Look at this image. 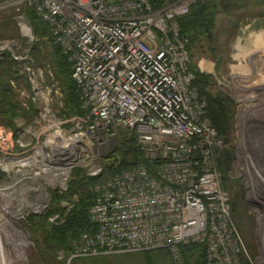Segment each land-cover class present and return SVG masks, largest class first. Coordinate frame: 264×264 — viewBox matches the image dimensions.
Instances as JSON below:
<instances>
[{
  "label": "built area",
  "instance_id": "built-area-1",
  "mask_svg": "<svg viewBox=\"0 0 264 264\" xmlns=\"http://www.w3.org/2000/svg\"><path fill=\"white\" fill-rule=\"evenodd\" d=\"M204 1L160 0L156 7L154 0H0L18 12L21 34L0 41V63L11 57L29 85L23 105L36 108L32 123L0 126V173L8 180L0 186L2 205L28 222L56 206L59 194L60 210L49 217L59 223L79 200L66 197L74 170L96 179L89 209L95 230L71 237L68 264L157 250L185 264L181 248L192 243L207 246L206 264H242L247 256L218 162L225 141L194 85L190 41L179 25ZM23 7L47 25L71 63L81 114H60L61 89L35 64L38 40ZM122 132L135 135L154 165L103 176V157Z\"/></svg>",
  "mask_w": 264,
  "mask_h": 264
},
{
  "label": "rangeland",
  "instance_id": "rangeland-1",
  "mask_svg": "<svg viewBox=\"0 0 264 264\" xmlns=\"http://www.w3.org/2000/svg\"><path fill=\"white\" fill-rule=\"evenodd\" d=\"M8 7H0V12L12 10ZM10 13L4 11L1 14ZM17 15L16 27L1 31L0 41L21 37ZM232 17L236 19L234 24L229 21ZM254 17L259 19L249 27L248 22ZM217 22L219 26L215 30V47L219 54L216 58H210L211 53L206 44L198 65L203 59L217 62L219 56L224 58V63L219 62L220 65L216 63L214 74L209 72L214 68L212 63L206 62L199 67L213 76L216 90L224 91L236 105L230 142L227 143L226 139L219 135L225 143L221 151L218 148V156L222 155L224 160L228 158L231 163V170L227 173L229 187L226 190L231 197L233 222L245 242L247 256L242 257V264L245 260L251 264H264V0H249L246 7L236 9L230 15L220 13ZM35 37L38 40L36 43L42 39V42H39L42 47L39 55H43V61H40V64L35 61V64L41 66L48 76L53 73L54 81L61 89V102L64 105L60 81L54 70L53 61L50 60L54 46L52 43L44 42L47 40L43 37L37 35ZM32 57L35 60L33 53ZM218 66L222 67L221 74H218ZM26 90L29 93L27 86L20 87L21 99L22 93ZM51 90L57 91L55 88ZM34 117L35 115L28 121L25 116H20L16 120V129L20 123H32ZM6 183L8 180L0 173V186ZM1 196L2 194H0L2 219L0 246L4 250L6 264H68L65 250H60L64 251L63 253L58 251L54 254L56 256L54 261L47 252H43L45 250H41V247L44 248L46 245L40 234L33 230L28 222L7 214L3 206L5 200H2ZM5 219L8 221L7 224L3 223ZM120 255L130 259L128 264H174L168 250L151 251L147 254L127 253L88 257L76 259L71 264H119L118 259L122 257ZM132 258L135 260H131ZM2 259L3 256L0 254V264H3Z\"/></svg>",
  "mask_w": 264,
  "mask_h": 264
},
{
  "label": "trees",
  "instance_id": "trees-1",
  "mask_svg": "<svg viewBox=\"0 0 264 264\" xmlns=\"http://www.w3.org/2000/svg\"><path fill=\"white\" fill-rule=\"evenodd\" d=\"M155 6H159L160 0H154ZM249 0H206L192 6L190 13L179 19V25L182 35L189 38V50L192 59V71L196 79L194 85L197 86L201 93L207 97L208 107L207 116L211 120L219 135L230 142L232 134L233 121L236 113V105L233 103L224 91L216 90L213 76L202 71L198 65L199 59L202 57L203 48L208 45L210 58L218 56L215 47L217 27V19L220 13L230 15L234 10L246 7ZM10 11V14H1ZM0 12V33L6 29L16 27L15 17L16 9L4 10ZM22 11L28 17L34 28V34L43 37L46 43L53 44V52L50 60L53 61V67L60 81L62 92L64 95V105L60 114L78 115L82 113V98L80 90L72 79L71 63L65 57L60 47L54 43L48 32L47 25L35 14L34 10L29 7H23ZM1 37V35H0ZM40 43L42 42L39 41ZM36 43L33 49V56L36 63L43 61L41 55L40 43ZM15 83V85H14ZM25 85L29 87L27 81L15 69L14 62L9 55L0 63V124H4L8 128L16 129V120L20 116H25L29 121L36 113L33 102L26 108L23 105V99L20 95V87ZM225 153V152H224ZM228 153V151L226 152ZM225 155V154H224ZM105 171L103 176L120 172L126 168L139 164H145L152 168L154 162L146 159L139 146L135 135L128 132H122L117 140L113 150L103 157ZM219 165L223 173V186L228 188L227 173L231 170L229 159L225 160L219 157ZM96 179L87 176L85 170L78 168L74 170L70 180L69 189L66 197L72 199L78 196L79 200L74 203L73 208L67 213L65 221L52 223L49 217L60 210V201L63 198L59 194H55V204L47 214L40 216H31L28 223L30 227L38 232L46 246L41 247L44 253L47 252L52 260L56 259L55 255L60 250L66 253L70 249L71 237L78 236L81 232H94L95 225L91 222L89 209L94 202V195L90 191V186ZM138 253V254H147ZM182 257L185 264H206L207 246L200 243H192L181 248ZM119 257V264H128L130 259L124 255ZM135 260V259H131ZM244 264H251L248 260Z\"/></svg>",
  "mask_w": 264,
  "mask_h": 264
},
{
  "label": "crops",
  "instance_id": "crops-1",
  "mask_svg": "<svg viewBox=\"0 0 264 264\" xmlns=\"http://www.w3.org/2000/svg\"><path fill=\"white\" fill-rule=\"evenodd\" d=\"M258 19H259V18H257V17L255 18V17H254V19H252V20H250V21L248 22V26L250 27V26H251L256 20H258ZM235 20H236V19H233V17H232L231 19H229V21L232 22L233 24H234V21H235ZM218 26H219V22H217V27H218ZM223 59H224V58H222V56H219V58L217 59V60H218L217 62H214V61H211V60H205V59H203V60L201 61L202 63L200 62L199 65H200V66H203V64H205L206 62H207V63H212V65H214V68H213L212 70H210L209 72L214 74L215 71H216V63H219V62H220V63H222V62L224 63ZM221 60H222V61H221ZM220 63H219V65H220ZM218 67H219V66H218ZM221 72H222V67H219V68H218V74H221Z\"/></svg>",
  "mask_w": 264,
  "mask_h": 264
},
{
  "label": "bare ground",
  "instance_id": "bare-ground-1",
  "mask_svg": "<svg viewBox=\"0 0 264 264\" xmlns=\"http://www.w3.org/2000/svg\"><path fill=\"white\" fill-rule=\"evenodd\" d=\"M2 219L0 218V221H1ZM2 222V221H1ZM7 222L8 221H6V219H5V221L3 220V223H6L7 224ZM5 224V225H6ZM4 226V225H3ZM1 242V241H0ZM24 243V242H23ZM23 243H21V244H23ZM0 245H2V243H0ZM4 252V250H3V248L0 246V254L3 256V259H2V263L3 264H6V258H5V253H3ZM20 255V254H19Z\"/></svg>",
  "mask_w": 264,
  "mask_h": 264
}]
</instances>
